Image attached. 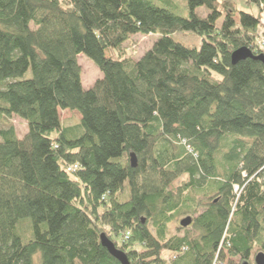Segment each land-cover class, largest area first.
I'll use <instances>...</instances> for the list:
<instances>
[{
    "label": "trees",
    "instance_id": "16d2710c",
    "mask_svg": "<svg viewBox=\"0 0 264 264\" xmlns=\"http://www.w3.org/2000/svg\"><path fill=\"white\" fill-rule=\"evenodd\" d=\"M176 1L0 0V264H121L104 233L130 264H256L264 63L232 57L264 54V0ZM138 34L159 38L136 60ZM80 55L102 72L86 90Z\"/></svg>",
    "mask_w": 264,
    "mask_h": 264
},
{
    "label": "rangeland",
    "instance_id": "374dc122",
    "mask_svg": "<svg viewBox=\"0 0 264 264\" xmlns=\"http://www.w3.org/2000/svg\"><path fill=\"white\" fill-rule=\"evenodd\" d=\"M236 2H238V7L240 10L243 11H251L253 13H257L256 8L250 9L249 5H247L245 3L246 0H235ZM177 7H179V10H174L175 13H178L180 16H185L186 18L190 17V13L189 10L185 7L186 6V2L185 0H177ZM197 12H199V15L202 16V14H206L204 11L198 10ZM159 37L156 35H149V36H144V35H140L138 34L137 36H132V38L123 45L124 50L127 51V55L131 56L132 58H135L136 60H139V58L141 56H143V54L147 51L150 50V48H152L151 46L156 42V40ZM175 39L178 42H183L186 45L189 46H197L199 47L200 45V41L198 39V37H196L193 34H189V33H183L181 32L180 34H176L175 35ZM78 61L80 62V65L82 66V71H83V82H84V89H90L92 88L95 84L97 79L102 77V72L99 70V68L97 67V65H95L90 59H88L86 57V55H80L78 58ZM60 116H62L63 122L64 124H74L77 122V120L79 119V115L70 111H66V112H61ZM11 124L14 125L15 129H17V134L18 137L20 139H23V137L27 134L28 132V128H27V123L17 117H12V121ZM182 217L179 219V221H175L172 222L169 225V230H170V234L171 235H181L183 236L184 234H186V229L182 228L180 226V222L181 220H183ZM30 222V220H26L24 222ZM23 223V222H22ZM28 228V227H27ZM192 232H195V229L193 228H189ZM258 254V253H257ZM256 254V255H257ZM166 256L169 258L168 254H166ZM256 257V256H255ZM36 261L39 260V256H36ZM226 263L229 262V256L227 254L226 256ZM236 262H238L239 260L235 259Z\"/></svg>",
    "mask_w": 264,
    "mask_h": 264
},
{
    "label": "water",
    "instance_id": "95a60500",
    "mask_svg": "<svg viewBox=\"0 0 264 264\" xmlns=\"http://www.w3.org/2000/svg\"><path fill=\"white\" fill-rule=\"evenodd\" d=\"M233 54L234 55L232 57V61L234 65L240 61L247 60L248 58H252L257 61L260 60L264 63V54H260L256 56L254 53H252V51L249 48L239 49L237 50V52ZM131 156H132L131 157V167L136 168L138 166V158L134 153ZM192 223H193V219L190 216V217L183 218V220H181L180 222V225L182 228H188L190 227ZM101 244H103V246H105L108 249L110 255H112L115 259H118L121 264H130L128 255L125 254L120 249H118L116 244H113L112 241L106 236L105 233L101 237ZM255 259H256V264H264V252H259L256 255ZM245 264H248V262H246Z\"/></svg>",
    "mask_w": 264,
    "mask_h": 264
},
{
    "label": "built area",
    "instance_id": "2783aa9c",
    "mask_svg": "<svg viewBox=\"0 0 264 264\" xmlns=\"http://www.w3.org/2000/svg\"><path fill=\"white\" fill-rule=\"evenodd\" d=\"M258 42H259V47H260V49L264 51V37H261V38L258 40ZM75 168H76V167H74V169H75ZM69 170H70V169H69ZM129 236H130V233H128V234L126 235L125 240L128 239ZM216 262H217V263H216ZM216 262H215V264H220L218 261H216Z\"/></svg>",
    "mask_w": 264,
    "mask_h": 264
},
{
    "label": "flooded vegetation",
    "instance_id": "af4514ba",
    "mask_svg": "<svg viewBox=\"0 0 264 264\" xmlns=\"http://www.w3.org/2000/svg\"><path fill=\"white\" fill-rule=\"evenodd\" d=\"M194 221H195V219H193V223H194ZM193 223H192V224H193ZM192 224H191V225H192ZM191 225H190V226H191ZM180 226H181V225H180ZM188 228H189V227H188ZM184 229H186V228H184Z\"/></svg>",
    "mask_w": 264,
    "mask_h": 264
},
{
    "label": "crops",
    "instance_id": "0c3cea01",
    "mask_svg": "<svg viewBox=\"0 0 264 264\" xmlns=\"http://www.w3.org/2000/svg\"><path fill=\"white\" fill-rule=\"evenodd\" d=\"M84 84V83H83Z\"/></svg>",
    "mask_w": 264,
    "mask_h": 264
}]
</instances>
